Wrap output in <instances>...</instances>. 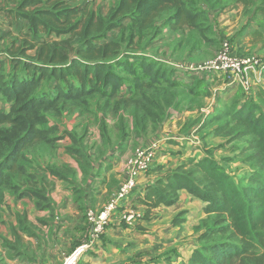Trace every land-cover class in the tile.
Masks as SVG:
<instances>
[{
  "label": "crops",
  "instance_id": "1",
  "mask_svg": "<svg viewBox=\"0 0 264 264\" xmlns=\"http://www.w3.org/2000/svg\"><path fill=\"white\" fill-rule=\"evenodd\" d=\"M24 1L0 0V40L10 39L12 34L17 35L16 32L23 38H11L6 44L7 48L13 44L16 47L24 46L25 38L30 41L32 37L41 39L33 35L25 12L28 9H40L42 5L49 7L54 0H36L28 4ZM63 1L66 4L72 0ZM108 2L114 6V31L116 28L123 30L121 28L125 26L133 28L131 45L144 38L145 53L156 60L195 63L205 57L202 43L211 40L210 43L218 45L216 41L221 44V40L228 38L234 43L238 54L264 56V2L232 5L222 4L223 0H211L210 6L198 4L192 6L194 9L188 7L193 14L199 12L198 8L205 11V15H196L194 19V23H206L203 31L191 26L193 20L188 16L189 13L178 15L176 7L163 11L164 16L153 23H145L143 29L140 27L143 22L135 27L134 22L125 16L117 23L116 12L122 0H103L100 5L103 16L109 10L106 6ZM147 7L148 4L142 5L141 11ZM133 8L135 12L139 9ZM137 16L139 18L141 15ZM222 16L224 23L231 20L232 23L234 20L238 22L235 31L228 30L235 24L220 27L223 24ZM153 28L154 34L147 36V31ZM159 32L161 36L155 38ZM173 43L175 45L171 48ZM191 83L193 88L187 91H190L188 93L192 100L201 99L199 104H210L214 110L222 104H243L245 93L251 96L256 89L246 91L240 86H231L225 83L222 73H201ZM183 101L176 103L184 104ZM177 110L172 108L171 116L162 123L153 125L148 122L145 128H138L134 125L135 119H127L122 111L114 118L116 124L107 122V134L101 132L98 123V132L90 133L89 128H86L84 133L78 135L82 141L84 158L71 149L74 141L68 134H59L60 138L56 142L65 139V149H59L58 156L51 159V164L41 168L38 174L34 172L33 183L24 185V179H20L15 181L20 191H3L0 201V264H62L63 258L87 237V210L93 208L100 211L116 197L121 183L127 177L129 158L138 147L153 143H157L160 148L152 169L139 177L132 200L139 217L130 225L121 219L120 212H115L104 236L80 259L79 264H175L173 256L179 253L183 262H188L205 230V227L200 228L199 221L207 218L204 210L207 202L185 189L179 190L178 198L171 205H155L147 196L149 188L166 178L174 169L182 166L186 169V159L198 161L205 155L195 132L198 126L189 128L191 137L168 132L171 131L169 124L177 123L178 119L183 121L180 129L194 122L198 108L186 106L181 111ZM153 128H159L157 134L145 137ZM110 129L117 130L116 135L112 136ZM88 138L94 141L92 145ZM57 143L55 147L59 145ZM104 144L108 147H104ZM52 168L58 169L60 175L53 173ZM31 188L40 195L28 191ZM195 210L199 214L198 221H192L195 224L191 225L190 217L184 216L183 223L173 225L179 213H193Z\"/></svg>",
  "mask_w": 264,
  "mask_h": 264
},
{
  "label": "trees",
  "instance_id": "2",
  "mask_svg": "<svg viewBox=\"0 0 264 264\" xmlns=\"http://www.w3.org/2000/svg\"><path fill=\"white\" fill-rule=\"evenodd\" d=\"M34 1L36 0H25L24 2L28 4ZM150 1L122 0L116 12L117 23H120L125 16L134 22L135 27L143 22L140 25L143 29L145 23H153L160 13L164 14L163 11L168 8L176 7L178 15L189 13L188 16L191 21L193 20L191 26H195L199 31L204 30L203 23H194L196 15H202V13L205 15V11L201 8H198L199 12L193 14L189 8H194L187 3V5L184 4L182 0H157L156 4H151ZM253 2L254 0L252 2L245 0L247 5L256 4ZM50 4V7L39 9L36 14L37 17H42L41 24L44 29H48L49 26L60 28L72 25L69 29L71 31L77 27V24H72V19L76 15L86 12V9L82 10L79 6L67 7L63 0H54ZM145 4H148L147 9L141 11L142 5ZM133 7H138V11H133ZM138 14L141 15L139 18H137ZM114 15L115 13H113ZM25 16L30 20H35V16H29L28 13H25ZM113 19L115 20V18ZM106 20V16L96 18L95 14L91 13L86 24L87 32L102 29L111 30L114 20L112 21L113 25L109 26H106ZM34 25L39 28L40 23H34ZM31 28L34 29L32 26ZM121 29H123V37H125L126 30L133 31V28L128 26ZM113 36L112 32L108 33L107 30L104 36H97V40L94 38L85 39L84 44L78 47L74 55H69L68 52L59 48H52L53 46L47 40L35 37H32L31 41L25 38L24 46L16 47L13 44L7 48L8 60H0V90L4 89L12 100H10L8 111L2 110L0 106V201L3 198V191H20L15 181L24 179L22 174L27 172V176L35 180L34 174L28 173L25 167L18 162L20 157L24 158L25 150L38 144L54 145L60 138V136L46 137L48 130L53 127L57 128L52 124L46 128L41 127L44 123H49L46 110L49 109L57 114H62L64 110L91 112L92 99L97 98V110L106 114L112 109L113 113L118 115L121 111L122 114L126 111L127 105L135 103V112H132L135 124L137 127L140 125L141 128H145L148 122L158 125L167 117V111L163 107L165 104L166 106L171 104L168 97L174 96L167 89L174 90L183 87L185 90H190L193 88L191 81L198 75L200 76L201 73L203 75L211 74L176 66V64H185V62H163L156 60L157 58H151L145 53L146 47L144 50H139L132 44L133 48L129 46L123 48V44L126 43L124 38L122 40ZM206 38L208 39V37ZM223 40H221V44ZM230 42L235 51L234 43L232 40ZM128 44L131 43H126V45ZM37 47L33 56L28 55V50ZM235 53L240 55L236 51ZM7 61L10 65L9 71L6 72ZM129 61L134 62H131V65L135 67V71H132L133 75H131L133 82H130L127 88L130 91L133 90V94L127 98L121 92V85L124 83L122 79L126 80V77L129 76L119 75L122 78L118 79L112 71V66ZM202 61L204 60L190 64ZM164 63L169 66H165ZM190 64L186 63L185 65ZM163 65L169 70H161L160 66ZM69 76H74L79 81L73 90L69 88L73 82L66 78ZM44 79H47L50 85L57 87L58 90L55 89V92L58 93L55 97L49 98L45 89L36 92ZM66 82L72 85L68 86ZM149 85L153 87L147 97L145 87ZM164 86L166 88L162 92L160 88L164 89ZM160 91L164 94L162 98L159 96ZM117 94L120 96L115 99ZM166 94L168 97H165ZM179 97L183 98V96ZM178 98L179 102L181 99ZM37 100L39 101L35 104ZM143 101L148 104L144 106ZM175 105L178 104L175 102ZM139 108L144 109L145 114L139 113L138 116ZM229 109L232 111L231 119L238 118L247 127L248 133L256 136L254 142L258 150L256 153L257 162L259 167L264 170V122L255 116L253 107L248 104L239 106L228 104L216 114V118L219 119L223 113L230 111ZM243 112H246L245 115ZM101 120L103 119L97 116L101 132L107 134V122L101 123ZM2 124H9V126L2 127ZM218 127L215 129L217 132L220 130ZM125 129L124 127V133ZM67 134L74 141V147L71 149L84 158L82 141L79 136L75 132ZM190 161L194 163L192 170L191 168L185 170L183 166L177 168L166 178H162L152 185L147 194L155 205L160 203L171 205L178 198L179 190L185 189L190 194L207 202L204 207L205 212L214 215L211 224L205 226L204 232L200 235L199 246L193 251L189 261L181 264H264V174L254 172L255 178H250L249 181L256 186H245L232 179L208 155L198 161L194 159ZM52 172L60 175L58 169L52 168ZM28 191L40 195L33 188ZM134 206L136 207L135 204ZM183 216V212L178 214L173 220V225L183 223Z\"/></svg>",
  "mask_w": 264,
  "mask_h": 264
},
{
  "label": "rangeland",
  "instance_id": "3",
  "mask_svg": "<svg viewBox=\"0 0 264 264\" xmlns=\"http://www.w3.org/2000/svg\"><path fill=\"white\" fill-rule=\"evenodd\" d=\"M249 2H252L253 0H247ZM86 2V3H85ZM103 2V0H72V1H68L65 5L67 7H76L79 6L82 10L86 9V12H83L84 14H78L76 15L73 19H72V24H77V27L74 28L73 30L69 31V29L72 27V25H68V26H61L59 27H55L52 28L51 26L48 27V29H44L43 25L41 24V20L42 17H37V11L39 10L38 8L36 9H28L25 13H28L29 16H35V20H30L29 18L28 21L30 22L31 26L34 28L32 30L33 35L34 36H38V38H41L42 40H47L49 42V44L51 46H53L52 48H59L60 50H63L64 52H68L69 55H74L78 49V47L82 46L85 42V39H92L94 38L95 40H97V36H104L105 31L108 30L109 32H112V35L118 37V39H122L124 38V41L130 43V34L132 31L130 30H126L125 33V37L122 36V30L116 28L115 31H112L113 28L110 29H106V30H94L91 32H87L86 30V24L89 21V16L91 13H94L96 18H98V16L103 17L101 12H100V5ZM151 4H156L157 0H151L150 1ZM182 2L184 4H189L190 6H196L198 4H204L207 6H210L212 4L211 0H182ZM218 2V1H217ZM245 3V0H223L222 4H232V5H236L237 3ZM264 2V0H254L253 3H261ZM186 4V5H187ZM185 5V6H186ZM107 8H109V10L107 11V13L105 14L107 20H106V26H109L110 24L113 25V11H114V6L113 3H106ZM45 5H42L40 7L41 8H45ZM50 7V6H49ZM164 16V14L160 13V15L157 17V19H160ZM225 16V15H224ZM221 18L222 22H223V17ZM97 20V19H96ZM233 20H231L229 23H224L220 25L221 28L223 27H228V24H235L232 28L228 29L229 31H235L236 30V26L238 24L235 23L236 21L234 20V22L232 23ZM162 22V21H160ZM34 23H40L39 28L37 26L34 25ZM204 25L206 23H203ZM107 28V27H106ZM15 32V31H12ZM155 32V29L153 28L152 30H148L147 31V36L149 35H153ZM145 33V32H144ZM17 35L12 34V37H10V39L5 38L4 41L0 40V60H8L9 56L7 53V42L12 40L11 38H22L20 35V33L16 32ZM162 33H158L157 35L155 34V38L156 37H160ZM210 35V34H209ZM231 35V34H230ZM32 36V34H31ZM113 36V37H114ZM230 37V36H229ZM23 39V38H22ZM230 39V38H228ZM103 40V39H102ZM101 40V41H102ZM202 40V39H199ZM225 40V39H224ZM231 40V39H230ZM211 40H209L208 42H204L202 44H204V52L203 55L205 57H203L201 60H207L209 58H211L216 51H218V49L221 47V44L217 42L218 45L214 44V43H210ZM104 42V41H103ZM145 40L143 39H139L137 44H134L136 49L139 50H144L145 48ZM215 42V41H214ZM221 42V41H220ZM223 42V41H222ZM19 43V42H18ZM207 43V44H206ZM99 44V43H98ZM18 46L20 44H17ZM175 44L173 43L172 45H170V47L172 48ZM127 46L132 47L131 44L126 45L123 44V48H127ZM219 46V48L217 49L216 47ZM133 48V47H132ZM38 47L34 50L30 49L28 50V55L33 56L36 51H37ZM217 49V50H216ZM216 50V51H215ZM214 52V54H213ZM257 55V54H256ZM260 56V55H257ZM264 59V56H260ZM134 61V60H133ZM132 61H129L127 63L124 64H118L116 66H112V71L115 73V76L118 79H121L122 77H119V75H125V77L128 75L129 77H126V80L122 81L124 82L121 86H122V94H125V96H127V98H129L132 94H133V90L130 91L127 88L129 87V83L133 82V73L132 71L134 70V66H132L131 64L134 63ZM9 61H7V65H6V72L9 71ZM165 66H169L166 63H164ZM160 66L161 70H169V68L165 67V66ZM166 72V71H165ZM68 80H70L71 82H73L72 84H68L66 82V84L71 90H73V87L79 84V81L77 80L76 77L74 76H69L66 77ZM225 80V77H224ZM65 82V81H64ZM226 83V82H225ZM259 85V86H258ZM66 86V85H64ZM235 86V85H234ZM151 85H149L148 87H145V92L147 94V97H149L151 90H152ZM241 87V86H240ZM165 86L164 89H161L162 92H164L163 90H165ZM254 88L255 92L252 93L251 96H249V94L245 93V102L243 104H248V106L253 107L254 110V114L256 117H259L260 120H262L264 122V81L261 84H257ZM47 90L48 92V96L51 97H55L56 94L58 92H55V89H57V87H55L54 85H50L49 81H47V79H44L41 83V85H39V87L37 88V91H41V90ZM58 90V89H57ZM111 90V88L109 89V91ZM169 93H173V97H168L167 94L165 95V97L170 98L169 100H171V104L164 105L163 109L165 108V111H167V118L171 116V110L172 108H178L179 111H181V109L183 110L186 106H192L193 108L197 107L198 111L197 114L195 116V121L190 123L188 126H185L183 129H180V125H183V121L182 119H178L177 123L175 124H169V129L171 131H168L170 134H182V136H189L191 137V132H189V128H193L194 126H198L195 130L196 132V136H197V140L200 141L199 146H202V151H204V157L205 156H210L213 160H215L217 162V164L223 169L224 172H226L232 179H234L235 181H237L238 183L245 185V186H256L254 183L250 182L249 179L250 178H255V174L256 173H262L264 174V170L261 169L258 165L257 162V157H256V153H257V148L255 147V138L256 136H252L250 135V133H248V129L247 127H245L244 124H242V121H240L238 118L236 119H231L232 118V111H226V113H223L219 119L216 118V114H218L226 105L228 104H222L219 108L215 107V109L217 108V110H214V106H211L210 104H199L201 101V99L197 100H192V98L190 97V94L188 93L189 91L185 90L183 87H179V88H175L173 89H167ZM66 92V91H65ZM160 91V98H162L164 96V94ZM246 92V91H245ZM183 96V98H181V101L184 102V104H178L175 105V102L177 101L178 96ZM120 94H117L115 96V99L119 98ZM180 98V97H179ZM10 100L11 97L8 95V93H6L4 91V89L0 90V106L2 108V110H9L10 107ZM64 100V99H62ZM61 100V103H62ZM89 100V98H88ZM139 100V98H138ZM39 100H37V102H35V104L38 103ZM147 101V100H146ZM97 98H93L92 99V106H91V112H80L79 110H75V111H69V110H64L62 114H57L54 113L53 111H49L46 110L47 116H48V120L49 123L46 122L44 123L41 127L42 128H46L48 127L50 124L52 125H56L57 128H52L50 130H48L46 132V137L47 138H56V136H59V134H67L70 132H75V134L77 135H81L82 133H84L86 128H89L88 131L90 133L96 131L98 132V122H97V116H100L103 120H101L102 122H105L104 120H106V122L109 121L110 125H114L116 124V121H114V118L117 117V114L115 115V113H113V110H109V113L104 114L101 110H97ZM140 102V101H139ZM173 102V104H172ZM196 104H191V103H195ZM135 104V103H134ZM134 104H129L126 106V111L123 112V114L126 116L127 119H131L133 118L132 116V112H135V105ZM142 104H148L146 102H142ZM235 105L239 106L240 104L235 103ZM177 110V111H178ZM248 110V109H247ZM90 111V110H89ZM139 113L145 114L144 113V109H140L138 111V116ZM246 112H243V115H245ZM225 114H229V115H225ZM242 114V112H241ZM241 116V115H240ZM244 117V116H243ZM166 119V118H165ZM165 119H163L160 123H162ZM229 120V121H228ZM197 122H199L197 125ZM135 125V122H134ZM224 125V126H223ZM2 127H8L9 124H2ZM219 126L218 128L220 129L218 132L217 130L215 131L216 127ZM136 127V126H135ZM138 128H141L140 125H138ZM195 128V127H194ZM223 128V129H222ZM157 130H159V128H153V130H149V132L151 133H147L144 136H148L149 134H154L156 135L158 132ZM189 130V131H188ZM222 130V131H221ZM111 131V135L114 136L117 133V130H112ZM185 133V134H184ZM219 134V135H218ZM143 136V137H144ZM180 137V136H179ZM94 138V137H93ZM178 138V136H177ZM91 138H88V141L91 142V145L93 144L90 140ZM95 139V138H94ZM57 143V142H56ZM55 143V144H56ZM54 144V145H55ZM57 144H59L57 147H53L54 145H50V144H38L36 146H32L31 148H28L25 150V155L24 158L20 157L18 162L20 164H22L25 169L29 172H32L33 174L35 173H39L41 168H43L46 165H50L51 164V159H54L56 156H58V150L59 149H65V139L62 140L61 142L59 141ZM104 147H108L107 144H104ZM187 160V159H186ZM184 161L187 164V168L185 170H189L191 168V170L193 169V165L194 163H192V161ZM153 165V164H152ZM177 169V168H176ZM174 169L173 172L176 170ZM35 172V173H34ZM22 176L24 177V185L26 184H30L33 183V179L27 176V172L24 173V175L22 174ZM38 176V175H37ZM20 182V181H19ZM20 184H23L22 182H20ZM136 193V191L134 192V194ZM134 197V196H133ZM137 208V207H136ZM138 210V209H137ZM184 216L186 217H190L189 221L192 224H195L198 220V213L195 211H193V213L191 211H186L183 212ZM206 213V212H205ZM180 214V213H179ZM207 214V213H206ZM205 214V216H206ZM183 216L184 220L185 217ZM204 216V214H203ZM177 217V216H176ZM214 215H210L207 214V218H203L200 222V228L201 227H205L209 224H211L212 219H213ZM195 222V223H192ZM181 257L180 253L177 254V256H173V258L175 259L174 263L175 264H181L183 262V259ZM169 259H171V257H169Z\"/></svg>",
  "mask_w": 264,
  "mask_h": 264
},
{
  "label": "built area",
  "instance_id": "4",
  "mask_svg": "<svg viewBox=\"0 0 264 264\" xmlns=\"http://www.w3.org/2000/svg\"><path fill=\"white\" fill-rule=\"evenodd\" d=\"M176 66L198 72L222 73L227 84L241 86L246 91H251L264 81V59L257 55H237L229 39L223 40L221 47L211 58L197 64ZM159 148L157 143H153L135 150L127 161V177L121 183L116 197L100 211L93 208L87 210V237L63 258L62 264H79L80 259L106 232L115 212H120L121 219L130 225L137 220L139 212L132 201L134 192L137 190L139 177L151 169Z\"/></svg>",
  "mask_w": 264,
  "mask_h": 264
}]
</instances>
